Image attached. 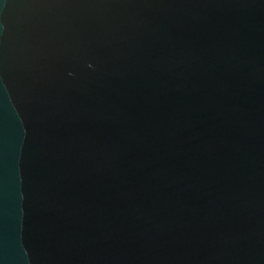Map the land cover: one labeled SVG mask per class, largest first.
<instances>
[{
  "label": "water",
  "instance_id": "water-1",
  "mask_svg": "<svg viewBox=\"0 0 264 264\" xmlns=\"http://www.w3.org/2000/svg\"><path fill=\"white\" fill-rule=\"evenodd\" d=\"M0 264H264V0H0Z\"/></svg>",
  "mask_w": 264,
  "mask_h": 264
}]
</instances>
